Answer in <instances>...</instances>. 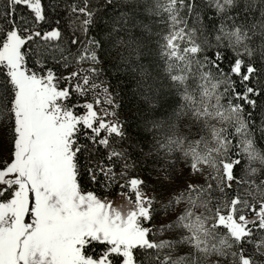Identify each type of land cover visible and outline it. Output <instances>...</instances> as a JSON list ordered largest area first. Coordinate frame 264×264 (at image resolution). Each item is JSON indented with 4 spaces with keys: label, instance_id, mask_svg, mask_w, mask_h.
Listing matches in <instances>:
<instances>
[{
    "label": "snow or ice",
    "instance_id": "snow-or-ice-1",
    "mask_svg": "<svg viewBox=\"0 0 264 264\" xmlns=\"http://www.w3.org/2000/svg\"><path fill=\"white\" fill-rule=\"evenodd\" d=\"M123 5L0 0V264H264V0ZM120 44L139 139L100 80Z\"/></svg>",
    "mask_w": 264,
    "mask_h": 264
},
{
    "label": "trees",
    "instance_id": "trees-1",
    "mask_svg": "<svg viewBox=\"0 0 264 264\" xmlns=\"http://www.w3.org/2000/svg\"><path fill=\"white\" fill-rule=\"evenodd\" d=\"M113 3L115 6L108 7L102 24H108L109 18H118L121 15L124 7L123 0H113ZM97 11H102V9H98ZM59 27L62 31L63 36L65 37V40L68 37H71L74 32L75 35L80 39H85L84 33L80 31V29L82 28L81 22L70 17L67 13H65L61 17L59 21ZM89 35L94 36L97 39H104L105 41H108L109 39L107 34L101 33L99 27L92 28ZM52 43H64V46L67 47L66 42L53 41ZM112 43H115V38H113ZM107 46L111 47V45ZM72 49L73 51H75L76 46H72ZM142 51H144L145 54L139 58L140 63H143L146 66L149 64L155 65L161 63L159 57L156 55L154 46H152L151 48V54H149L146 50ZM121 53H123L126 60L130 58L134 59V57L129 56V53L126 51L124 44L111 47L110 55L104 56L102 58L103 63L98 66L100 68L99 75L101 80L107 81L113 85L114 92L117 94L116 103L117 105H119V107L117 108L119 120L124 123L133 139H139V133L147 135V133L143 132L142 118L137 110L138 103H140L141 101L138 95H133L135 91L134 82L131 81V77L128 75L127 68L121 66ZM61 71H63V69H61ZM129 84H132V86H129ZM157 119L162 120L165 119V117L158 115ZM150 139L151 137L149 136V140ZM145 151H147V147H145ZM142 175L146 178H149L150 184L154 183L156 180V176L153 174L151 165L149 166V169L147 171L142 173ZM92 190H95V188H93ZM115 194L117 193L114 192L111 195H107L106 192L101 191V197L112 196Z\"/></svg>",
    "mask_w": 264,
    "mask_h": 264
},
{
    "label": "rangeland",
    "instance_id": "rangeland-1",
    "mask_svg": "<svg viewBox=\"0 0 264 264\" xmlns=\"http://www.w3.org/2000/svg\"><path fill=\"white\" fill-rule=\"evenodd\" d=\"M86 66V65H85ZM101 80V79H100ZM117 104V103H116ZM116 111H117V109H116ZM109 119H119V117H118V115L116 116V117H109ZM192 182H194V183H202V180H200V181H197V180H193ZM183 183H184V181L183 180H181L180 182H179V184H180V187H183ZM105 196H103L102 198H104ZM108 199H110V200H112L115 204H116V206H126V201H125V199L123 198V197H121L118 193L117 194H115V195H112V196H106ZM178 207H183V205H180V206H178Z\"/></svg>",
    "mask_w": 264,
    "mask_h": 264
}]
</instances>
